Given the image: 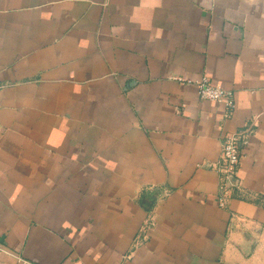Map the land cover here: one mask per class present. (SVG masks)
<instances>
[{"label":"crops","instance_id":"1","mask_svg":"<svg viewBox=\"0 0 264 264\" xmlns=\"http://www.w3.org/2000/svg\"><path fill=\"white\" fill-rule=\"evenodd\" d=\"M0 244V264H264V0H0Z\"/></svg>","mask_w":264,"mask_h":264},{"label":"built area","instance_id":"2","mask_svg":"<svg viewBox=\"0 0 264 264\" xmlns=\"http://www.w3.org/2000/svg\"><path fill=\"white\" fill-rule=\"evenodd\" d=\"M199 94L202 100L223 104L227 110L226 117L232 115L235 108L234 92L225 89L222 85L217 84L209 78H203L199 82ZM251 129H244L240 132L226 136L222 141V154L220 161L214 166L220 174L221 192L219 201L223 206L229 197L231 188L238 187L239 168L243 158L242 149L248 143ZM155 226L153 219H148L145 227L142 229L137 243L148 239V232ZM5 251L3 245L0 244V252Z\"/></svg>","mask_w":264,"mask_h":264}]
</instances>
